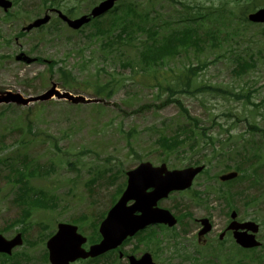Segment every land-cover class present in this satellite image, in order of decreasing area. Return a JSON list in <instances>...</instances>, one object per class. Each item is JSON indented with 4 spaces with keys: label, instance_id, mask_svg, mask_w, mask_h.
<instances>
[{
    "label": "rangeland",
    "instance_id": "rangeland-1",
    "mask_svg": "<svg viewBox=\"0 0 264 264\" xmlns=\"http://www.w3.org/2000/svg\"><path fill=\"white\" fill-rule=\"evenodd\" d=\"M15 1L16 4L10 11L19 13L18 16L7 20L4 10L0 8V93L4 92L6 96L3 99L7 101L0 102V113L4 111V107H10L5 115H0V139L3 140L0 141V157L10 158L18 151L27 152L40 167L45 166L43 169L35 168L36 172L28 175L27 184L50 192L59 205L56 208L51 201L49 206L35 210L27 231L29 241H38L40 236L37 221H44L46 230L50 232L54 231L58 222H68L76 223L79 231L90 238L85 246L89 248L91 238L98 234L103 216L112 207L113 199L118 196L119 190H125L126 178L123 172L135 168L142 161L160 165L165 158L169 169L194 166L197 161L207 166L209 177L202 174L194 181V190L173 192L159 202V207L170 210L179 218V226L153 225L151 230L154 229V234L152 240L146 242L148 245L136 248L138 241L132 236L130 241L122 245V257L109 253L94 264H129V255L140 258L145 252H150L154 260L162 264H205L209 261L221 264V258L225 254L231 257L250 254L248 257L255 258V264H264V246L252 251L240 250L234 238L231 240L226 237L224 241L219 238V234L228 226L232 209H229L219 191L220 187L225 189L226 185L216 178L217 174L226 171L224 168L227 165H244L247 163L245 158L251 159L254 152L259 155V159L254 160L258 168L255 169L254 165L244 166L242 179L231 184L238 219L252 220L260 225L257 238L263 245L264 135L248 129L254 122L264 127V56H253L256 58L255 66L245 75H236L233 68L237 63L235 59L239 56L248 60L251 53H256L258 48L264 46V28L255 24L237 26L236 18L229 14H226L229 25L221 26L213 14L210 16L211 21L202 22L200 30L203 33L208 29L206 26L213 29L214 25L220 28L222 47L206 45L199 51L192 47L171 58L170 63L161 65L155 73L148 69L143 76L145 70L137 67L134 78L130 79L132 71L127 66H120L121 61L118 62L120 52L125 51L129 58L134 57L138 52L136 45L145 40L143 33L137 34L136 40L130 44L119 43L104 47L105 41L112 38V35L97 34V26L87 25L83 30L75 31L56 19V13L47 9L44 0ZM55 1L60 3V7L55 8L63 12L76 5L73 0ZM98 1L81 0L84 3L77 5L76 12L79 15L87 13ZM180 1L208 8L210 5L218 8L222 2L125 0V3L140 4L139 9L145 8L152 17L159 19L164 33L168 31L166 26H162L166 20L176 21L179 16H183V11L179 14L184 10ZM201 11L206 12L204 8ZM46 12H50L54 20L38 29L27 31V35L17 36L25 25L44 16ZM109 16L103 18L105 20L102 24ZM198 16L203 17V13ZM181 26L182 24L175 28ZM113 28L120 31L122 26ZM230 33L232 38L229 37ZM20 52L36 57L37 60L31 64L18 61L16 55ZM51 62L55 65L53 71L48 66ZM205 62L208 65L202 68ZM190 65L201 67L197 70L196 77L191 79L192 90L201 84L211 83L247 95L258 106L230 95L175 92V96L190 111L189 114L200 120V128L206 129L208 135L219 141L211 143L207 137L201 138L198 135V144L190 147L191 140L187 141L179 150L164 156L161 148L154 143L159 132L153 128H164L169 135L188 125L196 132L198 128L193 126L188 114L178 104L160 108L169 94L157 93L156 88L168 80L167 84L175 86L177 75H182ZM60 68L69 72L68 80L62 77ZM119 78L125 80L123 84L116 85L111 98L96 96L93 91L95 85L111 87L114 79L117 81ZM52 88L83 96L77 100L37 98ZM7 91H12L10 95L37 99L24 105L7 97ZM232 133L245 135L239 144L231 141L228 145L225 139ZM252 142L257 144L252 149L247 152L239 150L244 144H249L250 147ZM6 144L8 146L4 147ZM223 145L226 147L220 149ZM216 149L219 150L218 154H215ZM50 166L52 170L49 169ZM7 174L8 169L0 166V228L20 212L13 201L19 184L9 183V178H5ZM246 178H253V182L263 192L257 191ZM194 191L201 195L194 197ZM253 197H257L259 203L247 205L245 202ZM80 217H86V220L81 221ZM204 217L211 219L214 229L199 241L197 233L200 224L197 220ZM19 228L20 226H15L5 229L3 235L12 238ZM25 248H28L31 256V260L24 259L28 264H49L42 256L43 244L34 246L30 243ZM117 254L120 252L117 251ZM243 262L249 264L253 261L245 259Z\"/></svg>",
    "mask_w": 264,
    "mask_h": 264
},
{
    "label": "water",
    "instance_id": "water-1",
    "mask_svg": "<svg viewBox=\"0 0 264 264\" xmlns=\"http://www.w3.org/2000/svg\"><path fill=\"white\" fill-rule=\"evenodd\" d=\"M116 1L118 0H105L101 2L92 10L91 17H97L107 12L115 5ZM0 5L8 9L12 3L7 0H0ZM60 16L75 29L81 28L91 20V17L88 15H84L78 19H70L68 16L60 12ZM252 18L254 21L264 22V10H260ZM49 20L50 16L47 15L44 18L36 20L26 29L30 30L34 27H39L47 23ZM17 59L24 60L28 63L32 62V59L27 57L24 53L20 54ZM54 92L56 91L51 90V92L37 98L49 99ZM10 94L12 93H7V97L24 105L37 99H26L20 95ZM56 94L60 98L63 97L74 100L81 99L68 93L60 94L59 92H56ZM3 96H0V102H7L3 99ZM201 170L202 167L168 172L165 165L161 168H154L150 163L142 164L137 169L128 173L129 185L127 190L119 202L110 210L107 218L102 223L100 232L103 236V240L101 243L92 246L91 250L87 252L82 248V245L86 242V238L77 233V227L61 224L59 226L60 230L58 234L49 242V247L51 249V262L53 264H69L71 261H75L78 258L100 255L110 249L117 248L128 236H133L137 231L153 222H164L174 225L176 219L169 211L159 209L157 207L158 201L167 197L172 190H182L189 187L196 174ZM236 175V173H233L224 176L223 179L232 178ZM150 188H153V190L148 192V189ZM130 200H135V203L128 206ZM137 211L141 214L136 215L135 213ZM203 223L205 224V228L201 234L206 233L211 228L208 220H203ZM245 227L254 231L258 230V226H253L252 223L246 224V226L243 224H235V226H231V228L235 229H244ZM236 236L239 242L245 246L251 247L258 245L254 240V235H248L246 232H236ZM20 243V236L12 242H8L0 236V251L10 252L15 245ZM130 261V264H155L149 253L145 254L140 260H137L132 256L130 257Z\"/></svg>",
    "mask_w": 264,
    "mask_h": 264
},
{
    "label": "trees",
    "instance_id": "trees-1",
    "mask_svg": "<svg viewBox=\"0 0 264 264\" xmlns=\"http://www.w3.org/2000/svg\"><path fill=\"white\" fill-rule=\"evenodd\" d=\"M47 1V0H46ZM80 1V0H78ZM182 5L184 6V9H190L189 11L194 10L192 5L189 3L181 1ZM127 6V7H126ZM258 4L256 3L257 7ZM189 16H184L181 17V24L182 27L178 30H171L168 33H164V35L161 37L158 36V31L156 30L155 27H148L146 28L145 34L147 32L149 39L151 41H148V43L144 46V49L139 50L138 52V59L139 61H144L147 63H157L160 60H163L166 58V60H169L173 56H175L179 51L183 50L185 52L188 51L190 48H197L202 50L204 46H206V43L211 44V46L215 45L217 47H222L221 41L220 40V35L221 31L219 29L211 30L209 32H203L201 33V30L197 26H193V24L198 22V17L197 15H193L191 12H189ZM120 12V13H119ZM135 9L133 6L125 5L123 9H117L115 12L111 15L110 19H107L105 23L101 24L98 23L96 24L97 26V33H109L112 35V38L108 39V43L105 46L112 47L114 45H118L119 43L124 42L125 40H131L134 37L135 31L137 32L138 29H144V26L139 25L136 20L135 16ZM204 18V17H203ZM101 24V25H100ZM105 26V28H103ZM113 26H122V29L120 31H115ZM113 28V29H112ZM111 29V31H110ZM113 30L115 32H113ZM22 35L25 33H21ZM146 34V36H147ZM230 38L233 37V35L230 33ZM106 41V42H107ZM142 44V43H141ZM214 46V48H215ZM213 49V48H212ZM196 50V49H195ZM264 51V50H263ZM261 50L257 51L260 53ZM253 53H251L250 57L248 60L245 58H241V56L236 59V67L234 68L235 74L236 75H243L246 74L249 69L252 67L254 60H253ZM130 63V61H129ZM127 62V65H130ZM134 63V61H133ZM208 63H204L201 67L204 68L207 66ZM148 65V64H147ZM157 65V64H155ZM54 65L52 64L50 66V69H52ZM195 67V66H188L186 67V70L183 72L182 75H177V83L175 86H172L171 84H166V87L164 88L166 90V93L169 94L167 99H166V105L171 104V103H176L179 105L180 109L188 114V117L192 120L194 123L193 126L197 127L198 130L197 132L193 129L190 128L191 126H184L180 129V131L176 132L175 134L172 135H164L162 136L160 142L161 145L167 150V151H175L176 149L181 148L182 145H184L188 140H192L190 143V147H192L193 143L196 145L198 144V135L200 137H207L208 140L211 143L216 142V138L212 135H208L205 131L206 129L200 128L199 127V121L198 119L192 117L189 115V111L187 108H185L184 103L175 96V92H181V93H196V92H205L209 94H221V95H230L235 97L237 100H243L247 101L249 103H253L256 105L251 98H249L247 95H242L239 94L233 90H230L229 88H224L220 87L218 85H214L211 83H204L201 84L192 90V80L193 78L196 77L197 70L201 68ZM237 68V69H236ZM60 73L62 74V77L65 78L66 80L69 79V72L67 70H64L63 68H60ZM114 87V86H113ZM112 86L108 85H102V84H97L94 86V92L98 95H107V97L112 96L114 92V88ZM258 106V105H256ZM6 112L1 113L2 115H5ZM250 129H255L260 132H264L263 129H261L260 126L257 124L251 123L249 125ZM230 131V130H229ZM235 135L231 134L229 136V140L233 138ZM237 136V135H236ZM238 138L243 137V135L237 136ZM203 140V139H202ZM219 140V139H218ZM200 142V141H199ZM252 156H258L255 152L252 154ZM16 161L11 160L8 162L10 164L9 168L14 167V164ZM11 177L13 178L14 183H22V187L19 189L21 193L23 194L26 199H30V205L29 208L35 209L36 206L42 208V207H47L50 205V202L52 201L51 199L45 198L44 195H42L43 192H39L37 194L34 192V195L31 194L32 187H30L27 184V181H29V178L27 177V173L19 171V169L14 168V171L12 172ZM31 194V198L30 195ZM24 199V200H26ZM33 200V201H32ZM31 215V211L29 209H26L24 211V216L28 217ZM20 222H23L21 219H16L12 221L9 225H16ZM26 230V228H24ZM142 240L146 239L145 237L141 238ZM24 255L23 253H21ZM5 261L11 262L15 261L14 264H22L25 263L24 261H19L17 258L14 256L9 257V256H4ZM20 259H23L22 257Z\"/></svg>",
    "mask_w": 264,
    "mask_h": 264
},
{
    "label": "flooded vegetation",
    "instance_id": "flooded-vegetation-1",
    "mask_svg": "<svg viewBox=\"0 0 264 264\" xmlns=\"http://www.w3.org/2000/svg\"><path fill=\"white\" fill-rule=\"evenodd\" d=\"M223 232H225V235H230V233H229V232H227V231H223Z\"/></svg>",
    "mask_w": 264,
    "mask_h": 264
}]
</instances>
